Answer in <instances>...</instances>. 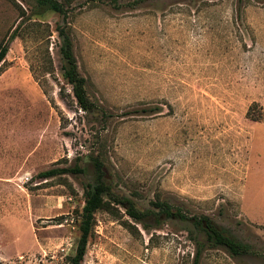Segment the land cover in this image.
I'll return each mask as SVG.
<instances>
[{
    "label": "rangeland",
    "instance_id": "rangeland-1",
    "mask_svg": "<svg viewBox=\"0 0 264 264\" xmlns=\"http://www.w3.org/2000/svg\"><path fill=\"white\" fill-rule=\"evenodd\" d=\"M65 23L89 113L61 77ZM1 44L0 264H70L92 182L86 156L97 154L116 196L140 209L168 202L249 246L238 257L202 249L200 264H264V0H74L66 20L35 0H0ZM47 55L52 75L41 73ZM75 166L83 172L38 177ZM112 206L116 215L95 213L81 264L191 263V223L148 232Z\"/></svg>",
    "mask_w": 264,
    "mask_h": 264
},
{
    "label": "trees",
    "instance_id": "trees-1",
    "mask_svg": "<svg viewBox=\"0 0 264 264\" xmlns=\"http://www.w3.org/2000/svg\"><path fill=\"white\" fill-rule=\"evenodd\" d=\"M40 6L46 7L48 10L61 14L66 20L68 13L71 12V5L74 0H35ZM100 2L106 1L115 9L127 7L134 9L143 3L160 1V0H98ZM93 2V1H92ZM243 0H237L240 5ZM21 10V18L25 16L24 11ZM31 27L39 29L42 34L41 39L49 40L51 32L47 24L40 22H32ZM17 28L12 32L11 37H20L16 34ZM38 31V30H37ZM57 37L60 40L59 52L63 60L61 66V77L64 82L71 87L72 95L78 107L86 113L91 112L96 107L87 93V81L80 75L78 71L77 61L73 53V44L68 23L63 26H58L55 29ZM8 48L6 45H0V73L3 71L4 59L6 57ZM45 66L42 68V75H52L53 65L49 55H47ZM33 73H35L33 71ZM35 75V74H33ZM36 79V75H35ZM39 80H37L38 82ZM89 164L92 169V182L89 184V189L85 192L84 205L80 214L79 232L80 236L76 245L74 256L70 258V264H81L85 253L88 238L95 225V213L99 210L111 211L114 213L112 204L119 205L124 209L125 215L131 219L135 224L140 225L145 231L151 229H158L162 224L169 219H179L188 221L198 232L200 236L197 241L199 247L190 264H200L201 250L206 248H223L227 251L230 257H238L249 253V246L244 244L228 234L210 221L207 217L197 218L195 216H186L180 209L174 208L171 204L165 201L156 200L152 203V209H140L135 203L126 197L116 196L110 189L106 181V173L101 160V155H88ZM83 169L78 166L73 168L49 169L38 174V177L47 180L56 176L65 175L67 173H80ZM125 228L131 230L134 227L128 222H123Z\"/></svg>",
    "mask_w": 264,
    "mask_h": 264
}]
</instances>
